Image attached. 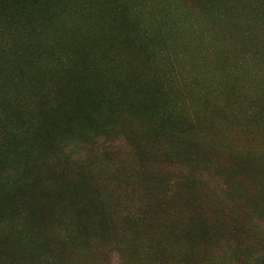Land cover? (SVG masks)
<instances>
[{"label":"trees","instance_id":"1","mask_svg":"<svg viewBox=\"0 0 264 264\" xmlns=\"http://www.w3.org/2000/svg\"><path fill=\"white\" fill-rule=\"evenodd\" d=\"M223 263L264 264V0H0V264Z\"/></svg>","mask_w":264,"mask_h":264},{"label":"rangeland","instance_id":"2","mask_svg":"<svg viewBox=\"0 0 264 264\" xmlns=\"http://www.w3.org/2000/svg\"><path fill=\"white\" fill-rule=\"evenodd\" d=\"M226 125H227L226 123L215 122L214 123V126L211 127V132L213 133V135H215L217 137V139H219V137L220 138H223V139H230V140H233L234 139L233 144H235V145H244V144H247L246 142H244L242 140L241 137L238 138V135L236 136V132L234 130L235 126L232 129V126H228L227 127ZM252 148L255 151L259 152L256 148H254V147H252ZM257 157H258V155L256 156L255 159H257ZM248 158L252 159V158H254V156L251 155ZM258 159H260V158H258ZM258 182H259V180L256 181V184H258ZM123 247H125V246L123 245ZM157 258L161 260L162 259V256L161 255H157Z\"/></svg>","mask_w":264,"mask_h":264}]
</instances>
